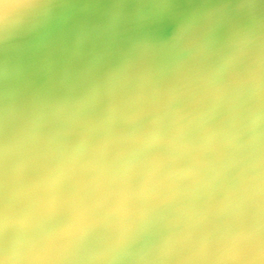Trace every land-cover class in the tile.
<instances>
[{
  "label": "clouds",
  "instance_id": "1",
  "mask_svg": "<svg viewBox=\"0 0 264 264\" xmlns=\"http://www.w3.org/2000/svg\"><path fill=\"white\" fill-rule=\"evenodd\" d=\"M179 2L0 0V264H264V0Z\"/></svg>",
  "mask_w": 264,
  "mask_h": 264
},
{
  "label": "bare ground",
  "instance_id": "2",
  "mask_svg": "<svg viewBox=\"0 0 264 264\" xmlns=\"http://www.w3.org/2000/svg\"><path fill=\"white\" fill-rule=\"evenodd\" d=\"M199 7V5L195 2V0H191V2H189V0H182L179 2V5L177 7V11H183L186 15H192L196 12L197 8ZM97 12H99V10L95 11L94 13H92L91 15L93 17H95V15L97 14ZM136 30H133L131 32H135ZM137 33H139V30L137 31ZM170 33L167 32H163V35H170ZM128 35V34H127ZM128 36H131L130 33Z\"/></svg>",
  "mask_w": 264,
  "mask_h": 264
},
{
  "label": "water",
  "instance_id": "3",
  "mask_svg": "<svg viewBox=\"0 0 264 264\" xmlns=\"http://www.w3.org/2000/svg\"><path fill=\"white\" fill-rule=\"evenodd\" d=\"M180 1H182V0H180ZM184 1V0H183ZM179 12H181V13H183L184 15H186L183 11H179ZM100 16V11L99 12H97V14L95 15V18H98ZM134 30H136L134 33L133 32H129L130 33V37H134V36H136L138 33H137V31L139 30V29H134ZM172 31V26L171 25H169L165 30H164V32H167V33H170ZM129 33H128V35H129Z\"/></svg>",
  "mask_w": 264,
  "mask_h": 264
}]
</instances>
